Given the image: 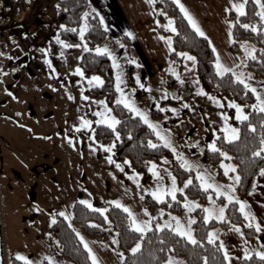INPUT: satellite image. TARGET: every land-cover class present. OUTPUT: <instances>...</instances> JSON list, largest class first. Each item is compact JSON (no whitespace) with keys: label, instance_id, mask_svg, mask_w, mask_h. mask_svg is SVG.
Instances as JSON below:
<instances>
[{"label":"rangeland","instance_id":"1","mask_svg":"<svg viewBox=\"0 0 264 264\" xmlns=\"http://www.w3.org/2000/svg\"><path fill=\"white\" fill-rule=\"evenodd\" d=\"M56 2L57 0H12L9 6H3L0 2V18L5 20L4 27L0 28V115L8 123L6 140L3 141L0 137V253L4 256L5 264L12 256L16 257L17 251L34 261L35 254L41 251L35 241L41 237L40 234L47 222L50 223V212L63 210L71 214L74 201L91 199L95 206L97 201L111 203L113 200H119L127 205L138 219H151V225L152 220L157 225L177 216L186 223L189 216H195L196 207L188 211L183 201L197 200L186 195H183V208L180 213L168 211L163 215L160 212L161 208L152 211L147 209L144 202L146 193L157 200L151 194V189L157 183L156 176L148 171L151 177L146 183L141 181V176L134 178L137 171L125 163L126 159H116L113 156V149L111 152L113 162L110 163L107 159L108 151L101 148L96 139L89 138L91 136L89 130H77L73 127L79 123L81 115L93 121L98 118L95 112L102 106L95 101L104 100L108 108L111 109V106L104 96L89 94V89L99 85L95 82L90 85L87 77L92 75L101 77L100 74L90 73L82 77L74 71L77 66L80 67L79 59L82 52L89 47L76 46L87 44L85 37L84 40L80 39L79 31L76 43H69L62 37L60 34L62 24L54 22ZM84 22L83 16L80 24ZM165 23L167 16L160 26L166 31L164 36L172 38L174 33L163 27ZM37 28L39 29L37 33L30 35ZM40 35H43L44 39L37 44L36 37ZM57 35L70 46L64 47L59 44L55 39ZM242 44L254 46L250 39H245L240 43L238 51H233V57L219 58L227 67L235 64L236 70L242 72L245 78L260 90L259 85L264 83V79L254 75L247 66L248 56L245 55ZM44 48H48L49 51L44 53L42 51ZM61 52L63 56L60 55ZM180 52L187 51H178V56ZM115 53L116 57L119 56L117 59L120 62L119 69L114 67L115 77L118 71L122 73L121 88L139 108L147 112L151 120L158 121L163 130H170L171 141L177 153L182 154L189 162L201 165L199 170L213 173V179L217 183L224 185L231 183L230 177L234 173L229 172L225 175L220 166L223 178H219L215 168L203 159L202 153L204 150H210L206 145L213 141L219 148L218 136L223 137L222 112L227 113L229 124L238 127L234 122L239 121L235 118V108L228 106V100L232 98L199 91L201 87L195 75V60L180 56L182 58L180 66L179 61L173 59L175 65L171 68L174 71L168 69L171 77L159 80L158 75L148 78L143 71L133 70L130 55L125 53L123 48ZM124 54L128 63L126 67L120 60ZM45 55L51 60V66L45 61ZM18 63L21 64L20 67H17ZM248 73H251L250 77ZM141 84L144 87H141ZM115 91L114 99L117 101L120 93L117 92L116 86ZM82 93L90 99L84 100ZM213 97L218 98L220 102H215ZM253 98L251 104L256 102L255 95ZM157 104L160 107H157ZM173 108L177 109L176 113L172 112ZM153 110H158L156 115H153ZM110 114L116 116L112 109ZM165 116L168 119H164ZM141 121L143 122L142 119ZM153 133L155 134L154 131ZM69 136L73 138L75 146L69 143ZM117 140L115 136L103 144H112ZM157 142L164 145L159 137ZM89 144H93L94 147L90 148ZM168 149L171 157L183 167V161L177 158V153L171 148ZM222 159L226 163L235 164L232 159L228 161L221 156L220 160ZM116 161L123 165V171L116 167ZM150 162L157 165V171L163 178L161 183L171 185L172 181L168 175L171 172V158L161 156L157 160L149 161L148 169ZM191 170L196 177L198 169L193 167ZM137 179L140 181L139 184L136 183ZM184 186V183L177 184L178 188ZM146 188L149 191H144ZM205 191L206 201L202 206L218 207L228 203L224 197L223 202L217 200L220 196L215 195V189ZM209 192L213 195L215 205L208 199ZM168 197L171 198L170 195ZM37 207L39 211L36 210ZM144 209H147V212ZM255 218L264 226L262 217L259 218L256 214ZM109 221L107 218L105 228V232L108 228L107 233L98 238H85L98 258L106 260L105 264H122L121 251L114 237L115 231ZM71 226L82 232L72 221ZM211 229L216 230L215 234L219 239L222 237L224 230L221 231V227L214 226L209 228ZM109 232L113 234L112 239ZM245 239L251 240L246 237ZM169 256L178 258L186 264L180 256Z\"/></svg>","mask_w":264,"mask_h":264},{"label":"trees","instance_id":"2","mask_svg":"<svg viewBox=\"0 0 264 264\" xmlns=\"http://www.w3.org/2000/svg\"><path fill=\"white\" fill-rule=\"evenodd\" d=\"M3 6H9L12 0H0ZM57 11L54 22L65 25V28H60V34L69 43L77 42V33L70 31L80 25V20L83 13H88L87 23L90 25L85 32V40L89 49L93 45L106 36L105 29L100 23L96 14L91 10L88 0H57ZM156 19L163 21L167 16L174 18L177 31L172 35V48L170 57L177 59L180 66L182 58L177 52L185 50L196 57L195 59V75L200 84V87L212 95L225 96L244 104L245 110L249 114L248 121H235L241 129L240 137L237 141H227L222 135L218 136L217 143L220 149L226 150L231 159L237 165V171L241 174V182L236 185V194L241 199L245 198L250 191L253 181L262 167L264 160L256 158L253 164L247 162L251 151V137L258 135L261 131L260 121L264 120V114L250 107L253 102V94L250 90H244L243 86L232 79L230 73H226L223 77L216 70L213 61L216 59L215 52L209 41L203 36H199L195 30L188 24L187 19L180 12L179 7L174 0H154L152 3ZM258 7L255 0H246V14L240 16L236 12L230 10L226 16L233 21L232 40L230 48L237 52L240 43L245 39H250L256 49L258 59L248 57L247 66L252 70L254 75L264 79V53L259 49L264 48V32H254L250 28L242 27L245 23H251L257 28H264L258 16ZM158 24V29L165 34V30ZM86 49L82 52L79 65L84 70L85 74L97 73L100 74L104 83L89 89V94L92 96H104L113 111L120 121L117 124L115 131L106 125L94 124L96 129L95 139L101 143H105L115 138V132L118 131L120 136L115 142L113 156L116 159H126L130 161L128 165L131 169L141 173V181L143 183L150 181V173L148 172V163L152 160H157L161 156L171 158V172L176 177L178 185H182L185 179L191 177L192 183L184 186V192H178L176 199L166 197L161 201L153 199L149 194H145L144 202L147 209L150 211L157 208L162 209V214L165 215L168 211L180 213L182 210L183 195L190 198H195L202 205L206 201V191L199 187V183L193 174V170L185 169L171 157L169 149L157 142V137L146 124H144L138 116L132 114L130 110L122 104L116 103L115 85L112 72V65L109 57L103 54H97ZM169 78V77H168ZM158 110H153V115H156ZM252 123L256 126V132L247 128V123ZM148 140H152L157 147L149 146ZM258 146V145H257ZM202 157L217 171V176L223 178V173L219 165L221 156L212 150H204ZM219 202H223V197L217 198ZM95 208L104 207L106 213H100L89 209L80 201H74L71 207V221L74 226L89 237H101L105 233L106 220L111 221L112 229L115 231L117 245L123 253L122 264H162L169 255H176L183 258L186 264H227L223 259V250L219 248V240L210 243L207 240V232L209 228L219 226L222 229L229 227L231 224H243L242 214L239 213L238 205L229 203L225 213L227 220L210 219L207 222L203 220V211L201 207L194 209L195 220L192 223L193 233L197 238L198 243L193 244L185 237L173 233L171 229L165 227L157 229L155 222L152 220V226L143 234L136 232L128 224V213H126L118 205L97 201ZM231 221V224L228 221ZM92 221L93 223H89ZM74 227L69 226L67 220L58 217L56 224H50L48 232L52 233V237L60 241L59 248L61 254L71 264H91L90 258L87 256V250L79 242L72 231ZM242 230L247 239H251L254 235L253 226L243 225ZM139 241L141 248L136 252H131V247ZM200 241H203L200 243ZM7 264H24L17 257L12 256ZM44 264H49L44 262ZM240 264H264V258L251 254L248 257H243Z\"/></svg>","mask_w":264,"mask_h":264},{"label":"snow or ice","instance_id":"3","mask_svg":"<svg viewBox=\"0 0 264 264\" xmlns=\"http://www.w3.org/2000/svg\"><path fill=\"white\" fill-rule=\"evenodd\" d=\"M149 3H154V0H149ZM175 4L179 7L180 12L183 14V16L187 19V22L191 27L195 30V32L203 37L206 35L204 30L201 28L199 25L198 21L196 18L193 16V14L186 8L185 4L181 2V0H175ZM255 4L258 6V16L262 22H264V0H255ZM232 8L235 9L236 13L239 14L240 16H243L246 14V0H239V2H233ZM84 23H81L78 26V29L73 28L70 29V31L76 32L77 30L79 31V36L81 40H84L85 32L89 29L90 25L87 23V18H88V13L84 12ZM165 16H167V13H165ZM100 23H104V18L101 16L100 17ZM157 24L160 23L159 20L156 21ZM227 23L231 26L233 21L228 20ZM105 28L107 25H104ZM65 25H60V28H65ZM164 28L170 29L171 32L175 33L177 31V27L174 21V18L171 16H167V23L163 25ZM243 28L245 29H251L254 32H264V28H257L256 25L251 24V23H245L242 25ZM229 40L231 42L232 40V28L229 27ZM128 36H133V33L131 31H127ZM161 39L165 40L168 44L169 50L174 51L172 48V38L170 36H161ZM56 41L63 45L64 47H69L70 45L65 41L60 38L59 35L55 37ZM76 46H83L87 48V44L84 45H76ZM242 47L245 49V55L248 57H251L252 59H258L259 57L256 56V49L254 46H248L247 44H242ZM90 51H93L97 54H103L112 57V63L113 67H116L119 69L120 67V62L118 61L116 55L109 49V47L105 44L103 46H96L94 49H89ZM44 53H47L49 51L48 48L42 49ZM213 51H215V48L213 47ZM261 53H264V48L259 49ZM61 56H63V52L60 53ZM179 55L183 58H186L188 60L194 61L196 59L195 56L190 55L187 52H180ZM45 61L51 66V60L48 59L47 55L44 57ZM131 63H136V61L133 59ZM215 65V70L220 76H224L226 73H230L232 79H234L238 84L243 86L244 90H250V92L255 95L256 102L254 104H251L250 107L253 108L254 110L260 112L261 114H264V83L259 85V89H257V86L250 83L248 79L245 78V75L242 72H239L236 70V65L233 64L232 67H227L225 66L220 58L219 54H217L216 59L213 61ZM55 71V69H53ZM75 72L79 73L80 76L84 77L85 72L84 70L77 66L74 69ZM169 71H174V69L169 68ZM121 75L122 73L118 71L117 76H116V90L117 92L120 93V95L117 97L116 103L123 104L125 107H127L133 115L140 117L144 124L148 125L149 128H151L157 137H159L160 141L168 148H171L174 153H177V149L174 147L171 137H170V130H163L161 128V125L159 124L158 121H153L149 118L147 112L144 109L139 108L136 104L135 101L128 95L126 94L123 89L121 88ZM249 77L251 76V73L247 74ZM89 80V84L91 85L92 82H95L97 85H103L104 81L102 77L99 75H92L91 77H87ZM183 82V81H181ZM137 83H139V78H137ZM141 87H144L143 84L140 85ZM7 90V89H6ZM166 91V90H165ZM200 92H204L203 88L199 89ZM207 95V93H205ZM71 98V97H70ZM82 98L84 100H89L90 98L88 96H84L82 93ZM213 100L217 103L220 101L218 98L213 97ZM96 104L101 105L102 108L97 110L95 112L96 117H98L95 121L88 119L86 116L81 115L79 117V123L74 124L73 127L77 130L80 129H87L91 132V136L89 137L91 140H95V133L96 129L93 126V123L97 125H106L110 127L113 131H115L117 124L120 123V121L117 119L116 116L111 115V109L107 107V104L104 100H97L95 101ZM157 107H160L159 104L156 105ZM228 106L229 107H234L235 108V118L239 121H248L249 120V114L244 110L245 106L238 103L234 99L228 100ZM163 110V109H162ZM173 113L177 112V109L173 108L172 109ZM221 116L224 117V123H223V138L227 141H237L240 137L241 134V129L239 127H235L232 124L228 123V117L227 113L222 112ZM164 119H168L167 116L164 117ZM261 125V131L259 132L258 135H253L251 137V147L254 149L251 151L250 157L247 158V162L249 164H253L256 158H260L261 160H264V120L260 121ZM247 128L252 130L253 133L256 132V126L252 123H247ZM115 136L118 138L120 136V133L118 131L115 132ZM68 141L70 144H75L73 143V138L71 136L68 137ZM97 143L100 144L101 148H104L108 151L109 155L107 157L108 161L110 163L113 162V158L111 155V152L113 151L115 141H113L112 144H103L97 141ZM149 146L155 148L157 145L153 143L152 140H148ZM258 145V146H257ZM89 147L92 148L94 147L93 144H89ZM206 147L212 152H217L219 153L220 156L225 157L228 161H231V156L227 151H223L222 149H219L217 147V144L215 141L209 143L206 145ZM177 158L183 161V167L185 168H193L195 167L198 169L196 171V179L199 181V187L204 189V190H209V189H215V195L216 196H222L226 198L228 203L222 204L218 207L214 206H202L199 205L196 201L192 200H187L185 199L183 201L184 207L188 210L191 211L193 207H201L203 208V220L204 222L209 221L210 219L215 218L216 220H227L228 217L225 213V209L228 208L229 203L236 204L238 205L239 213H241L245 221L248 223V225L251 227L253 224L255 225L256 231H262L264 230V226L261 225L260 222L256 221L255 214L251 211L248 201L241 199L239 196L236 195V185L241 182V174L237 171V165L233 163H226L224 159L220 160V166L223 168L224 174L227 175L229 172L234 173L233 176L230 177L231 183L224 185V184H219L213 179V173L206 171V170H199L201 169V165L199 164H193L186 160L182 154L177 153ZM166 159V158H165ZM125 163H130V161H125ZM116 167L120 168L123 171V165L119 162H115ZM149 172H152L156 178H157V183L156 186L151 189V194L157 199V200H163L166 198V196L170 195L173 200L176 199L177 192H183L184 188H178L176 184V177L171 174V172L168 173V175L171 178V185L166 186L161 183L162 177L160 176V173L157 171V165L154 162H150V167L148 169ZM141 173L136 172L135 177H139ZM257 176L264 177V167H259V171L257 173ZM136 183L139 184L140 181L137 179ZM192 183V178L189 177L188 180L184 181V184L187 186ZM257 181H253L252 187L255 189ZM144 191H149V189H144ZM208 199L212 201V205H215V201L213 200V195L211 192H209ZM81 204L86 205L89 209H93L94 211H98L100 213H106L107 209L105 208H95L93 202L91 199H82L80 201ZM112 204L118 205L120 208H122L126 213H128V224L129 226L134 229L136 232H139L141 234L147 232L149 228L152 226L151 225V219L147 220H141L136 217V215L131 211V209L121 203L119 200H113L111 201ZM37 211H39V207L36 208ZM145 212H147V209H144ZM50 223L56 224L58 222V217L63 218L64 220L69 221V226L71 227V214L67 213L63 210L57 212L56 210H52L50 212ZM107 219V216L104 217ZM195 216H189L187 219V222L184 223L181 221L180 217H172L171 220L166 221L163 224H157L156 228L157 229H163L165 227L171 229L173 233H177L181 237L187 238V240L191 241L193 244H197V238L195 235H193V229L191 227L192 223L195 220ZM174 221V224H173ZM89 223H93L92 221H89ZM111 223V221H109ZM229 224H231V221H228ZM232 227L235 229L236 232L239 233L241 237L244 236V232L241 231V226L240 224H235L232 225ZM73 232H75V236L78 238L79 242L83 245V248L87 250V256L91 260V264H101L98 256L96 253L93 251L92 247L89 244V241L75 228L72 229ZM223 231V229H221ZM216 230L211 229L207 233V240L210 243H214L216 240L219 238L216 236ZM48 235L51 237L52 233L49 232ZM115 242V241H114ZM203 241H200L202 243ZM60 241L57 240L56 244H59ZM102 243V242H101ZM247 244V242H244ZM141 248V243L138 241L132 248L131 252L136 253L139 249ZM219 248L223 250V259L224 261H227V264H231V259H230V253L228 249L225 247V244L222 240L219 242ZM243 254L245 257H248L251 255L249 249L247 246H245ZM256 255H258L261 258H264V251H257ZM15 256L19 261H23L24 264H41V261H33L30 259L27 255L23 254L22 252L17 251L15 253ZM121 259H123V253H121ZM47 260L51 262V264H58V262L54 259L52 256H47ZM162 264H183V261L179 260L178 258H175L173 256H168L166 260L162 262Z\"/></svg>","mask_w":264,"mask_h":264},{"label":"crops","instance_id":"4","mask_svg":"<svg viewBox=\"0 0 264 264\" xmlns=\"http://www.w3.org/2000/svg\"><path fill=\"white\" fill-rule=\"evenodd\" d=\"M88 2L99 21L101 16L104 18L102 26L106 33L105 38L95 43L92 49L98 45L103 46L106 44L117 56L115 52L123 48L124 52L130 55L129 58L136 61V63H130L133 70L143 71L148 78L155 75H158L157 79L159 80L171 77L168 69L175 65V62L169 55L170 50L167 42L160 38L164 34L158 29L155 12L149 0H88ZM181 2L185 4L206 33L204 37L209 41L212 48H215L216 57L217 54L221 58L230 59L233 57L228 32L231 26L227 23L226 14L230 10L236 12L232 8L234 0H181ZM235 2H239V0H235ZM104 25H107V27L105 28ZM127 31H131L133 36H128ZM108 57L111 61L114 85L116 86L112 57ZM120 60L125 67L128 66L125 54L120 57ZM7 124L4 117L0 115V137L3 141L8 136ZM262 167H264V162ZM254 181H257L255 189L251 186L249 193L243 199L248 201L251 211L255 215L257 214L259 218L262 217V222H264V177L256 175ZM160 212L162 214V211ZM242 218L241 231H243V225H248L243 215ZM50 224L47 222L40 234L41 237L35 241L40 246L41 251L35 254L34 261H41V264H44V262L51 264L47 260V256H52L58 264H71L62 256L59 245L56 244V239L48 235ZM232 225L235 224L223 229V235L219 239L224 242L230 253L231 264H240L241 258L245 257L243 254L245 246L248 247L251 254H256L257 251H264V230L258 232L254 225V235L248 241L244 236L241 237ZM107 229L105 233H107ZM82 235L90 238L84 233ZM109 235H111L110 239H112L113 234L109 232ZM114 237L117 243L116 236ZM245 241L247 244L244 243ZM99 260L101 264L106 262L104 258H99ZM0 264H5L4 256L1 253Z\"/></svg>","mask_w":264,"mask_h":264},{"label":"built area","instance_id":"5","mask_svg":"<svg viewBox=\"0 0 264 264\" xmlns=\"http://www.w3.org/2000/svg\"><path fill=\"white\" fill-rule=\"evenodd\" d=\"M4 25H5V20L3 18H0V28H3ZM38 30H39L38 28L37 29H34L33 32H31V34L30 33L29 34L30 35L36 34ZM36 39H37L36 40V43L39 44V43H41L43 41L44 37H43V35H40L39 37H36ZM20 66H21V64L18 63L17 64V67H20Z\"/></svg>","mask_w":264,"mask_h":264}]
</instances>
